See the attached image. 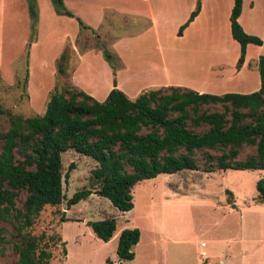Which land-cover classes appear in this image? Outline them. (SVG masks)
<instances>
[{
	"label": "rangeland",
	"instance_id": "1",
	"mask_svg": "<svg viewBox=\"0 0 264 264\" xmlns=\"http://www.w3.org/2000/svg\"><path fill=\"white\" fill-rule=\"evenodd\" d=\"M38 3L44 22L40 24L38 17L34 30L31 18L29 36H0V103L13 114L24 118L43 115L53 91L65 86L76 87L101 101L115 79L131 96L154 90L167 81L195 86L191 78L208 69L209 88L214 87L212 91L220 95L254 93L260 85L257 57L264 56V46L248 47L246 60L251 67L248 64L244 67L243 76L251 74V85L241 88L242 77L235 76L241 46L232 39L228 18L227 29L224 24L217 36H205L204 43L200 39L175 40L164 53L163 62L167 69H172L170 79L164 80L156 79L158 72H153L151 67L162 61L157 42L151 36H132V43L120 48L125 57L129 56L130 64L124 73L116 76L125 61L116 55L119 49L111 41L116 36H86L89 27L83 17L62 16L55 21L49 18L50 12L58 18L54 15L53 1L35 0L37 11ZM241 25L248 34L264 41V0H246ZM63 53L69 57L64 75L59 73ZM189 53L196 54L191 58ZM140 64L145 66L141 68ZM134 67L138 76L133 73L127 79L129 69ZM218 73L223 79L215 84ZM216 109L222 110L217 107L211 112ZM8 128L9 117L5 115L0 121V131L6 132ZM248 153L247 150L244 154ZM62 163L63 175L69 172L68 181L64 178L63 183L65 199L59 206H47L31 230L34 235L54 237L58 243L52 249L54 257L50 264H107L108 260L116 264H264V203L259 202L257 191L264 170L213 174L185 170L162 174L139 183L133 190L134 209L121 212L96 193L99 185L92 172L99 164L94 159L69 150L62 154ZM72 165L75 169L70 171ZM83 190L94 194L68 210L69 200ZM63 218L67 221L63 222ZM107 219H116L117 232L134 228L141 231V241L134 247L135 261L118 258V236L106 243L87 225L89 221ZM0 228L12 230L6 223H0ZM3 237L10 238L7 234ZM60 237L66 244L67 256ZM0 249L5 252L0 255V264L17 261L11 245L0 241Z\"/></svg>",
	"mask_w": 264,
	"mask_h": 264
},
{
	"label": "trees",
	"instance_id": "2",
	"mask_svg": "<svg viewBox=\"0 0 264 264\" xmlns=\"http://www.w3.org/2000/svg\"><path fill=\"white\" fill-rule=\"evenodd\" d=\"M27 1L35 30V0ZM52 1L58 15L75 17L64 0ZM243 3L234 0L230 17L232 38L241 46L238 69L245 62L249 45L264 46V41L248 34L239 21ZM200 12L198 0L180 35ZM68 58L66 53L60 57L62 75ZM259 72L261 88L251 94H200L171 86L132 100L117 88L115 79L103 102L76 87L56 88L45 113L35 117L13 114L0 103V121L5 115L9 117L8 130L0 131V223L12 229L0 228V241L12 246L18 257L14 264H50L54 257L52 249L58 246L55 238L34 235L31 230L47 206H59L65 199L63 183L64 178L68 181L69 172L63 175L62 154L69 150L99 164L92 172L99 185L96 193L121 212L134 209L133 190L139 183L162 174L264 170V56L259 60ZM217 107L222 110L211 112ZM247 150L250 153L245 155ZM74 169L72 165L70 171ZM257 191L259 202L264 203V179L258 181ZM227 193L233 196L231 191ZM93 194L91 190L76 193L68 210ZM87 225L106 243L117 232L116 219L89 221ZM59 240L67 256L66 244L61 237ZM140 240L138 228L124 229L118 258L133 261L134 247ZM0 255H5L1 249Z\"/></svg>",
	"mask_w": 264,
	"mask_h": 264
},
{
	"label": "crops",
	"instance_id": "3",
	"mask_svg": "<svg viewBox=\"0 0 264 264\" xmlns=\"http://www.w3.org/2000/svg\"><path fill=\"white\" fill-rule=\"evenodd\" d=\"M64 0L65 6L79 19L84 18L85 25L89 29L85 30L86 36H98L102 38H110V36H116L113 41L114 48L117 47L119 51L116 55H119L124 59L123 71H117L116 76L120 73H124L130 63H128L129 56L125 55L120 51V48L125 47L132 43V36H151L152 40L157 42V49L160 54V59L162 61L158 62L159 64H153L151 67L153 72H158L156 79L169 80L171 75L170 68H166L167 65L163 61L166 59L164 55L165 51L171 48L172 43L175 40H205V36H217L222 31V27L225 24V29L228 27V21L230 22L231 29V13L234 7V0H201V12L195 18V20L183 31L182 35L179 34L182 26L189 20L191 14L195 11L197 7L198 0ZM82 5V6H81ZM246 6V0L243 3V12L239 19L242 24V17L244 14V8ZM38 17L40 24L44 22L43 14L41 13V7L38 3ZM55 17L53 13L50 12L49 18L51 19H61L62 16L58 15L55 11ZM65 17V16H63ZM43 20V21H42ZM31 24V16L29 3L27 0H0V36H29V25ZM221 29H220V25ZM25 29V30H24ZM71 36L74 33H70ZM69 35V34H68ZM38 36V34H37ZM40 36V31H39ZM200 36H204L200 38ZM232 36V33H231ZM233 39V38H232ZM105 40V39H104ZM234 40V39H233ZM235 41V40H234ZM251 46V45H249ZM248 46V47H249ZM255 46V45H254ZM262 47V46H258ZM247 48V54H248ZM122 53V54H121ZM193 54L189 53V56L192 58ZM245 57V62L243 67L236 69L235 76L236 79H241L240 85L241 88H249L251 83L249 82L250 75L243 76L244 67L248 64ZM81 55V54H78ZM199 57V54H197ZM124 57V58H123ZM261 56L257 57V60H260ZM147 62L148 61H144ZM259 62V61H258ZM214 64V63H213ZM212 64V65H213ZM158 65V66H157ZM209 66V68L212 67ZM251 67V64H248ZM144 64H140L142 68ZM150 67V68H151ZM147 69V68H145ZM137 68L134 67L129 69L127 73V79L130 74L137 75ZM259 70V66H258ZM78 72V67L76 69ZM161 72V73H160ZM260 73V72H259ZM151 71H149V74ZM147 75V76H148ZM138 76V75H137ZM173 77V76H172ZM149 78L148 80H156ZM223 79V75L218 73L215 75L214 80L215 84H218V81ZM117 80V79H116ZM136 79L134 78V81ZM129 81V80H128ZM191 81H194L195 86L186 87L182 84H174L167 81L165 85H160L156 89L165 88V87H182L187 88L193 91H196L200 94L208 93L213 95H220L212 91L210 78H209V69L206 72L202 70L197 74L196 77L191 78ZM198 85V86H197ZM113 87L109 91H112ZM117 88L121 89L130 99L136 100L141 94L145 93L140 92L136 96H131L124 91V89L119 85L117 80ZM261 88V79L260 85L255 90ZM154 89V90H156ZM256 91V92H257ZM109 93L101 99L100 102H103L108 97ZM252 92H244L243 94H250ZM223 95V94H221ZM97 100V99H96ZM99 101V100H98ZM198 173V171H192ZM221 172V171H220ZM217 173V172H215ZM213 174V173H206ZM154 180V179H152ZM184 180V179H183ZM149 181V180H147ZM142 183V182H141ZM181 191V190H178ZM183 192V191H182ZM180 196V194H178ZM175 197V196H174ZM178 198V197H175ZM181 199V198H180ZM121 232V230H120ZM116 232L113 239L116 236L120 237L121 233ZM120 233V234H119ZM112 239V240H113ZM141 241V240H140ZM140 243V242H139ZM204 245V244H203ZM136 260V254L135 259ZM113 264H116V261H113Z\"/></svg>",
	"mask_w": 264,
	"mask_h": 264
}]
</instances>
